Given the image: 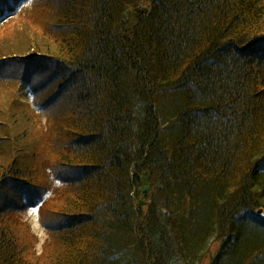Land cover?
I'll return each instance as SVG.
<instances>
[{"label":"trees","instance_id":"trees-1","mask_svg":"<svg viewBox=\"0 0 264 264\" xmlns=\"http://www.w3.org/2000/svg\"><path fill=\"white\" fill-rule=\"evenodd\" d=\"M10 19L0 264H264V0H0ZM41 203L54 250L28 259Z\"/></svg>","mask_w":264,"mask_h":264},{"label":"rangeland","instance_id":"rangeland-1","mask_svg":"<svg viewBox=\"0 0 264 264\" xmlns=\"http://www.w3.org/2000/svg\"><path fill=\"white\" fill-rule=\"evenodd\" d=\"M31 8V5H29ZM31 27V23L27 20L23 19H10V21H7L3 25L0 26V46L6 45L3 47V50H0V53L2 52H14L15 50L17 51L18 49L13 46V45H8V44H14L12 38L14 37L13 34L16 33V42L18 41L17 38L19 37H26L25 35L29 34L30 31L28 28ZM38 36H41L42 33L39 32L37 34ZM21 40V38L19 39ZM15 42V43H16ZM16 45V44H15ZM22 100H24L22 98ZM29 101V100H28ZM0 104H3V108L6 109L8 104L10 103L9 99V92L3 88H0ZM2 113L0 112V118H1ZM0 132H3L0 130ZM35 139L30 141V143L35 147L36 151L40 156L45 154V149L47 147V143L45 140V135L43 133V130L38 128L36 132L34 133ZM41 157H38L37 161H39ZM147 180V182H146ZM143 182L144 185L143 188H149L150 189L147 191V193H142L143 196L147 195L150 193L153 189L152 185L149 182V178L147 174L144 175L143 177ZM143 200V198H142ZM49 210L47 211V216H45V219H53L54 217L51 215V212H57L63 207V202L62 200L60 201L59 199H56L53 201V203L49 206ZM41 211L40 209H30L29 211L26 212L24 218V223L21 228H20V234L21 238H23V243L27 242V247L29 248V252L27 253V258L31 259L34 256L36 257H41L46 254L47 246L52 247V241L49 238L48 233L46 230L43 228L42 223H41ZM27 225V227H26ZM54 247L51 248L50 252Z\"/></svg>","mask_w":264,"mask_h":264},{"label":"water","instance_id":"water-1","mask_svg":"<svg viewBox=\"0 0 264 264\" xmlns=\"http://www.w3.org/2000/svg\"><path fill=\"white\" fill-rule=\"evenodd\" d=\"M146 182H147V180H146ZM150 189V187L149 188H143L142 190H141V192L142 193H147V191ZM260 213H262L261 211H260Z\"/></svg>","mask_w":264,"mask_h":264}]
</instances>
